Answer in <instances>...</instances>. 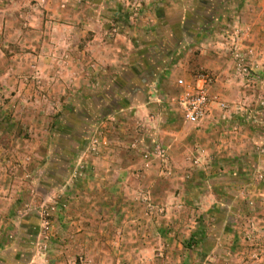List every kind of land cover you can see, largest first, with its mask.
Here are the masks:
<instances>
[{
    "label": "rangeland",
    "instance_id": "rangeland-1",
    "mask_svg": "<svg viewBox=\"0 0 264 264\" xmlns=\"http://www.w3.org/2000/svg\"><path fill=\"white\" fill-rule=\"evenodd\" d=\"M0 264H264V0H0Z\"/></svg>",
    "mask_w": 264,
    "mask_h": 264
},
{
    "label": "built area",
    "instance_id": "built-area-1",
    "mask_svg": "<svg viewBox=\"0 0 264 264\" xmlns=\"http://www.w3.org/2000/svg\"><path fill=\"white\" fill-rule=\"evenodd\" d=\"M211 80L207 74L199 73L189 84H182L183 91L178 96V106L188 124L201 126L211 114L209 97ZM223 108V105H220Z\"/></svg>",
    "mask_w": 264,
    "mask_h": 264
},
{
    "label": "crops",
    "instance_id": "crops-1",
    "mask_svg": "<svg viewBox=\"0 0 264 264\" xmlns=\"http://www.w3.org/2000/svg\"><path fill=\"white\" fill-rule=\"evenodd\" d=\"M192 80H193V78H190V81L187 83V82L184 81V79H180V80L177 81V84H178L179 88H181L182 84H184V83L185 84H189V83L192 82ZM211 114H212V107H211ZM211 114H210L209 118L211 117Z\"/></svg>",
    "mask_w": 264,
    "mask_h": 264
},
{
    "label": "trees",
    "instance_id": "trees-1",
    "mask_svg": "<svg viewBox=\"0 0 264 264\" xmlns=\"http://www.w3.org/2000/svg\"><path fill=\"white\" fill-rule=\"evenodd\" d=\"M190 242H192L193 241V239L192 238H190V240H189Z\"/></svg>",
    "mask_w": 264,
    "mask_h": 264
}]
</instances>
